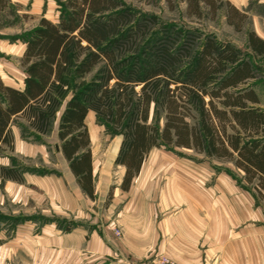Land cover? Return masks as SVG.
Wrapping results in <instances>:
<instances>
[{"label": "trees", "instance_id": "1", "mask_svg": "<svg viewBox=\"0 0 264 264\" xmlns=\"http://www.w3.org/2000/svg\"><path fill=\"white\" fill-rule=\"evenodd\" d=\"M172 1L167 0L170 7ZM184 1L188 16L201 19L205 9L216 16L227 6L230 23L240 28L245 22L224 0ZM58 10L56 21L42 18L21 38L24 86L0 80V150L14 147L12 124L21 125L27 139L40 138L62 112L60 151L93 199L85 123L93 111L112 134L123 137L115 164L126 168L124 190L151 149L164 146L234 163L264 202V108L251 84L257 76L250 53L203 28L143 14L125 0H65ZM248 43L264 54V41L254 33ZM0 176L22 180L14 167L0 166ZM22 218L0 213V228Z\"/></svg>", "mask_w": 264, "mask_h": 264}, {"label": "crops", "instance_id": "2", "mask_svg": "<svg viewBox=\"0 0 264 264\" xmlns=\"http://www.w3.org/2000/svg\"><path fill=\"white\" fill-rule=\"evenodd\" d=\"M224 2L245 16L240 28L236 22H229L228 11L224 16L226 24L235 31H245L244 41L233 37L223 38L218 32L203 29L250 53L257 76L252 79L253 89L260 99L259 106L263 107L262 90L258 86L262 76H258V70L264 64V54L253 51L248 38L251 32L264 41V0ZM25 46L23 43V52ZM0 80L7 83L2 75ZM7 84L17 88L24 86V82L18 86ZM11 126L14 147L10 150L4 146L0 150V166L18 168L19 165L13 163L14 159L33 157L34 145L23 136L21 125L14 123ZM90 138L95 179L96 153L92 134ZM64 159L66 163L60 172L35 167L31 170L20 169L21 181L0 176V187L4 185L6 191L8 186L16 189L11 197L20 198L24 205H29L31 200L30 209L33 210L15 215L0 209V213L6 216L23 217L12 234L3 238L0 244V264H9L21 247L32 253L35 249L47 250L48 243L54 244L61 254L73 257L79 264H137L161 253H167L178 264H264V202L258 200L256 190L241 187L225 170L204 173L202 162L191 157L179 158L167 164L162 162L167 169L179 167L178 175L165 174L164 171L162 176H151V166L145 161L131 187L124 190L121 184L126 168L119 165L122 169L119 182L113 184L108 179V170H104L102 181H94L96 197L92 199L77 181L65 155ZM156 162L159 163L152 161L153 164ZM41 193L50 200L49 205L53 208L50 211L57 215L56 218H50L42 208L45 198L41 197ZM99 194L103 202H108L109 212L117 209L116 221L108 217L107 224L101 226L94 221H87L86 224L73 219V225L66 229L64 223L72 220L67 217V211L72 212V208L81 211V206L87 209L88 203L93 204ZM61 208L67 210L65 215H61L60 212H64ZM117 223L120 236L115 235Z\"/></svg>", "mask_w": 264, "mask_h": 264}, {"label": "rangeland", "instance_id": "3", "mask_svg": "<svg viewBox=\"0 0 264 264\" xmlns=\"http://www.w3.org/2000/svg\"><path fill=\"white\" fill-rule=\"evenodd\" d=\"M59 1L65 0H15L14 2L12 0H0V75L4 76V79L7 83L17 86L22 85V80L25 76V73L21 67V57L23 56L24 43L21 38L39 26L38 24L40 20L44 17L56 21L59 17ZM125 1L129 5H133L143 14L147 13L158 15L160 17V21L162 22L187 25L200 29L204 28L206 31L218 32L223 38L233 37L240 42H243L246 36L244 30L235 31L231 26L226 24L227 20L224 19V16L226 11H228L227 6L220 9L216 13V16H213V14L208 9H205L202 18L198 19L195 16L187 15V5L184 0H173V7H170L167 0H157L156 3H147L145 0ZM258 73V76H262V80L260 79V85L258 86L260 87V90H262L261 100L264 107V64L260 66ZM61 114L62 112L57 115V118L53 123L54 126L48 135L40 136V138H29V140L34 145L32 154L35 153V155L33 157L25 158L20 156V158L14 159V165H19V167L16 169L18 170V174L20 176L22 174L20 169L31 170L35 167L46 169L47 171L58 170L60 172L62 166L66 163L64 155L59 151H56V145L60 146L61 144V141L57 136ZM86 122L89 133L92 134V137H94L93 147L94 152L96 153L95 166L97 171L94 180H96L98 183L101 182L102 175H104L103 171L108 170V179H110L113 184H117L119 182V178L121 177L122 169L121 166L115 164V158L119 153L118 150L123 137H121V135L112 134L110 132L111 130L106 125L99 122L96 114L93 111L90 112ZM191 157L197 158L200 162H202L204 173H206V171L217 173L225 170L237 180L241 187L245 189H247L246 187H248V189L253 188L252 185H248L245 182L244 176L240 170L234 166V163L211 159L204 154L197 153L193 149L188 150L177 148V150H170L163 146V148L153 149V152L149 154L146 162L151 166V176H162L164 171L165 174L170 173L171 175H178L180 171L179 167H168L167 169V167L163 165L167 164L168 162H174L179 158ZM152 161H159V163L156 162L153 164ZM163 161L166 163L162 164ZM9 187L11 186H8L7 191L5 190L4 185L0 187V209L6 213H14L15 215H22L23 212H33V210L30 209L31 200L29 205L22 204V202L19 200L20 198L16 199L11 197V195L15 194L16 189H10ZM41 194V197L45 198V205L42 208L46 210V213L51 216H49L50 218H56L57 215L53 211H50L53 210L51 205H49L50 200L47 199V196L44 193ZM97 197V200L94 201L93 204L88 203L87 209H85L86 206L79 207L81 211L76 209L74 210V208H72L71 212L61 208L60 210L64 211L60 212L61 215H65V211H67V217L72 219L70 222H65L64 226H72L74 220L78 223L82 222L86 224H88L87 221L90 223L94 221V223H97L101 226L107 224V221L109 220L108 217L116 221L117 209L109 212L107 206L108 202H105L106 200L103 202V200L100 199V194ZM38 211L42 212L40 209H38ZM59 220L60 219L58 218V221ZM116 225L117 226L115 228H119L118 223ZM15 226L10 224L3 226V230L0 232V237L2 236L0 239V244L3 242V238H8V236L12 234V230ZM46 249L47 250H44L43 248L40 250L35 249L31 253L28 252L25 247H21V249L15 253L16 255L11 259L9 264H79L78 262L74 261L73 257L67 254H61L60 250L57 249L54 244L48 243ZM166 255L171 258L167 253H161L155 256ZM171 259L176 264H178L173 258Z\"/></svg>", "mask_w": 264, "mask_h": 264}, {"label": "built area", "instance_id": "4", "mask_svg": "<svg viewBox=\"0 0 264 264\" xmlns=\"http://www.w3.org/2000/svg\"><path fill=\"white\" fill-rule=\"evenodd\" d=\"M115 235L120 236L121 230L119 228L115 229ZM137 264H176L171 258L166 256H155L152 259L141 260Z\"/></svg>", "mask_w": 264, "mask_h": 264}, {"label": "water", "instance_id": "5", "mask_svg": "<svg viewBox=\"0 0 264 264\" xmlns=\"http://www.w3.org/2000/svg\"><path fill=\"white\" fill-rule=\"evenodd\" d=\"M56 150L59 151L60 150V146L56 145Z\"/></svg>", "mask_w": 264, "mask_h": 264}]
</instances>
